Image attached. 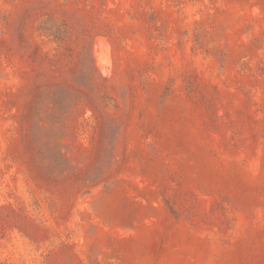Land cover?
I'll return each mask as SVG.
<instances>
[{
  "label": "rangeland",
  "instance_id": "1",
  "mask_svg": "<svg viewBox=\"0 0 264 264\" xmlns=\"http://www.w3.org/2000/svg\"><path fill=\"white\" fill-rule=\"evenodd\" d=\"M0 264H264V0H0Z\"/></svg>",
  "mask_w": 264,
  "mask_h": 264
}]
</instances>
